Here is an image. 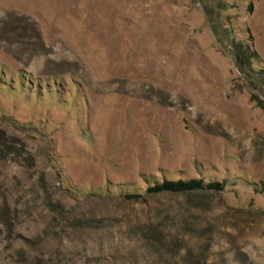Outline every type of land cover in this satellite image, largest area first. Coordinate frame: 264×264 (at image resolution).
<instances>
[{
	"label": "rangeland",
	"instance_id": "obj_1",
	"mask_svg": "<svg viewBox=\"0 0 264 264\" xmlns=\"http://www.w3.org/2000/svg\"><path fill=\"white\" fill-rule=\"evenodd\" d=\"M232 40L264 68V0H0V264H264Z\"/></svg>",
	"mask_w": 264,
	"mask_h": 264
},
{
	"label": "trees",
	"instance_id": "obj_2",
	"mask_svg": "<svg viewBox=\"0 0 264 264\" xmlns=\"http://www.w3.org/2000/svg\"><path fill=\"white\" fill-rule=\"evenodd\" d=\"M233 63L239 74L245 78L249 84H259L264 89V68L255 70L252 68V61L255 58V54L250 51V48L243 45L240 42H231ZM258 98L253 95L252 100ZM254 101V100H253ZM224 190L222 183H206L203 180H178V181H163L160 184H156L146 190V195L154 196L160 194H187L192 192H214L221 193ZM254 192L259 195H264V183L258 184L254 188ZM128 200L137 199L136 196L127 195Z\"/></svg>",
	"mask_w": 264,
	"mask_h": 264
}]
</instances>
